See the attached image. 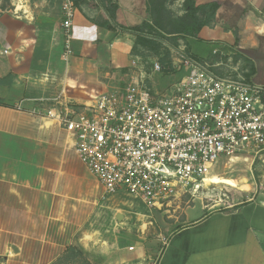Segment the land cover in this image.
Returning <instances> with one entry per match:
<instances>
[{
  "label": "crops",
  "instance_id": "0c3cea01",
  "mask_svg": "<svg viewBox=\"0 0 264 264\" xmlns=\"http://www.w3.org/2000/svg\"><path fill=\"white\" fill-rule=\"evenodd\" d=\"M75 1L72 55L66 66L60 0L52 29L45 22L41 27L36 24L35 11L23 2L28 20L10 17L0 10V80L5 81L0 83V100L5 104L0 106V194L4 179L11 183L17 178L19 156L23 158V170L27 171L33 161V155L29 158L17 152L20 144L26 148L30 143L33 147L32 139H19L29 131L20 124L23 117L14 109L20 100L38 98L50 83L71 81L77 95L67 99L71 103H90L79 94L92 97L108 87L98 84L100 78L112 81L113 75L100 73V67L112 68L118 80L129 78L136 39L130 29L148 25L158 32L153 20H165L168 26L167 21L181 19L187 13L185 0ZM191 1L202 7L196 16L203 26L197 35L187 37V54L210 68L226 71L234 64L238 74L264 86V0ZM18 6L16 12L23 9L17 10ZM47 9L44 4L40 11L43 19ZM165 205L168 202L161 209ZM239 205L222 209L202 205V214L197 216L190 215V207L185 208L178 216L167 217L174 220L159 222V231L149 246L142 241L131 242L124 233L117 235L107 243L108 252L96 258L97 264H264V203Z\"/></svg>",
  "mask_w": 264,
  "mask_h": 264
},
{
  "label": "built area",
  "instance_id": "2783aa9c",
  "mask_svg": "<svg viewBox=\"0 0 264 264\" xmlns=\"http://www.w3.org/2000/svg\"><path fill=\"white\" fill-rule=\"evenodd\" d=\"M60 6L68 64L77 9L75 0H60ZM158 42L160 55L132 56L123 91L95 94L89 104L66 102L63 91L27 100L34 103L29 115L66 134L105 194L122 192L150 209L197 191L208 166L220 158L264 153V86L237 72L217 76L192 59L185 45ZM163 50L169 53L166 63ZM180 67L187 68L185 76L162 91L152 89L153 75ZM24 103L14 109L23 112Z\"/></svg>",
  "mask_w": 264,
  "mask_h": 264
},
{
  "label": "rangeland",
  "instance_id": "374dc122",
  "mask_svg": "<svg viewBox=\"0 0 264 264\" xmlns=\"http://www.w3.org/2000/svg\"><path fill=\"white\" fill-rule=\"evenodd\" d=\"M22 2L35 11L36 24L41 27L45 22L49 29L53 28L58 18V0H0L1 13L28 20L24 8L16 12ZM44 4L48 5V15L43 19L40 11ZM154 35L149 38L153 40L152 45H143L144 55L146 52L151 57L158 55L157 50L162 45L158 44V34ZM163 37V42L177 47L184 46L187 39L165 34ZM63 64L66 66L64 61ZM232 65L226 71L221 67H208V70L220 77L236 75L239 72ZM102 71L113 77L111 82L100 78L98 84L104 88L108 86L100 92L124 90L128 79L118 80L114 70L107 66L100 67V73ZM187 71L180 67L170 73L155 74L149 84L152 89L162 91L185 76ZM40 78L39 75L37 79ZM71 86H74L71 81L50 83L48 90L38 98L58 96L63 91L62 99L70 102L67 97L77 95ZM79 96L82 100L92 99L84 93ZM36 98L22 99L25 101L23 112L15 110L23 117L20 124L29 129L28 134L20 135L19 139L33 140V147L30 143L26 148L20 144L17 152L27 154L29 158L33 155V161L28 164L27 171L23 170V158L19 156L17 178H12L11 183L4 179L2 183L0 264H97L96 258L108 252L107 243L111 238L124 233L131 242L142 241L149 246L159 231V222L174 220L167 217L178 216L185 208L190 207V215L197 216L202 214V205L222 209L247 202L264 203V153L220 158L206 171V178L197 192L171 198L169 205L162 209H150L122 192L109 196L79 162L66 134L51 122L29 115L34 103L27 100ZM118 217L122 219L118 220ZM13 246L18 249L17 253ZM69 248H76L79 253H72Z\"/></svg>",
  "mask_w": 264,
  "mask_h": 264
},
{
  "label": "trees",
  "instance_id": "16d2710c",
  "mask_svg": "<svg viewBox=\"0 0 264 264\" xmlns=\"http://www.w3.org/2000/svg\"><path fill=\"white\" fill-rule=\"evenodd\" d=\"M185 7L187 9L186 15L181 19L167 21V23L169 22L168 26H167V24L165 26V23H164L165 20L158 19V23L156 22V20H153V25L158 28V32H155L154 28L152 26H148V25H143L142 27H134V28L130 29L129 31H131L132 33H134L136 35L135 49H134L133 55H136V53L140 54L141 51L143 50L142 47H145V46H143L145 43L146 44L151 43V45L153 44V40L146 38L143 35L144 33H146V35H150L152 37H155L154 34L157 33L159 40L164 38L163 37L164 34L168 35V36L169 35L174 36V37H178V36H183V37H191L192 36L193 37V36L197 35L198 32L200 31L201 27L203 26V22L196 16V14L202 10V7L195 6L191 0H185ZM109 15H110V19L113 21L114 20L113 15L110 13H109ZM121 29H124V28H121ZM144 29L146 30V32H144ZM124 30H127V29H124ZM170 30H174L175 32L171 33ZM158 44H159V42H158ZM174 47H177V45H174ZM161 48L159 47V49L157 50L158 55H160V51L163 49V48L162 49ZM163 51L165 53H164V58L161 59V63H166L169 61V53L167 50H163ZM11 77L12 76H8L9 79ZM4 82L5 81L0 80L1 84ZM0 106H5V104L1 100H0ZM243 204H240L239 206H241ZM69 251L72 253H79V250H77L76 248H69Z\"/></svg>",
  "mask_w": 264,
  "mask_h": 264
},
{
  "label": "bare ground",
  "instance_id": "6f19581e",
  "mask_svg": "<svg viewBox=\"0 0 264 264\" xmlns=\"http://www.w3.org/2000/svg\"><path fill=\"white\" fill-rule=\"evenodd\" d=\"M23 7L21 6V5H19L18 6V8H17V10H21ZM235 158H238V157H235ZM231 159H234V157L233 158H231ZM245 161H247L248 159H244ZM211 168V165H209L208 166V169H210ZM207 169V170H208ZM206 178V174H205V176L203 177V180ZM203 180L201 181V183H200V185H198V189H197V191L202 187V182H203ZM197 191H195V192H197ZM194 192V193H195Z\"/></svg>",
  "mask_w": 264,
  "mask_h": 264
},
{
  "label": "water",
  "instance_id": "95a60500",
  "mask_svg": "<svg viewBox=\"0 0 264 264\" xmlns=\"http://www.w3.org/2000/svg\"><path fill=\"white\" fill-rule=\"evenodd\" d=\"M121 219H122V218L118 217V220H121ZM13 250H14L15 253L18 252V249H17L16 247H14V246H13Z\"/></svg>",
  "mask_w": 264,
  "mask_h": 264
}]
</instances>
